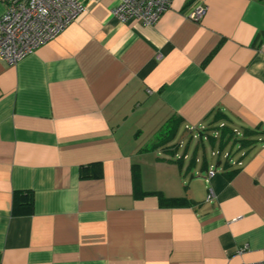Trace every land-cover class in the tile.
I'll return each mask as SVG.
<instances>
[{
    "label": "crops",
    "instance_id": "obj_1",
    "mask_svg": "<svg viewBox=\"0 0 264 264\" xmlns=\"http://www.w3.org/2000/svg\"><path fill=\"white\" fill-rule=\"evenodd\" d=\"M116 2L0 60V264L264 260V0Z\"/></svg>",
    "mask_w": 264,
    "mask_h": 264
},
{
    "label": "built area",
    "instance_id": "obj_2",
    "mask_svg": "<svg viewBox=\"0 0 264 264\" xmlns=\"http://www.w3.org/2000/svg\"><path fill=\"white\" fill-rule=\"evenodd\" d=\"M172 0H117L111 14L121 22L153 25ZM88 0H9L0 16V60L16 64L79 16ZM206 6L198 5L188 18L199 21ZM210 170L208 176L213 175ZM247 264H264V260Z\"/></svg>",
    "mask_w": 264,
    "mask_h": 264
},
{
    "label": "trees",
    "instance_id": "obj_3",
    "mask_svg": "<svg viewBox=\"0 0 264 264\" xmlns=\"http://www.w3.org/2000/svg\"><path fill=\"white\" fill-rule=\"evenodd\" d=\"M242 145H245V142H242ZM21 193L15 192L13 197V211L16 210H22L23 212H26L29 210V207L32 203V198L28 194V197L26 196H20ZM160 202L163 206H170V205H176L181 204L184 202V198H165L161 195H159ZM21 206V207H20ZM19 207V209H17ZM16 209V210H15Z\"/></svg>",
    "mask_w": 264,
    "mask_h": 264
},
{
    "label": "rangeland",
    "instance_id": "obj_4",
    "mask_svg": "<svg viewBox=\"0 0 264 264\" xmlns=\"http://www.w3.org/2000/svg\"><path fill=\"white\" fill-rule=\"evenodd\" d=\"M239 137V136H238ZM206 144V142H204ZM192 149L196 148L198 155H202V151H205L206 156L210 157V150L207 148V145H205L206 147L204 149H202L201 145L199 144V142H197L196 140H193L191 143ZM230 148H228V152L232 153L231 151H229ZM234 153L232 154V156L234 157Z\"/></svg>",
    "mask_w": 264,
    "mask_h": 264
},
{
    "label": "water",
    "instance_id": "obj_5",
    "mask_svg": "<svg viewBox=\"0 0 264 264\" xmlns=\"http://www.w3.org/2000/svg\"><path fill=\"white\" fill-rule=\"evenodd\" d=\"M219 164H220V163H219V162H217V164L215 165V168H216L217 166H219Z\"/></svg>",
    "mask_w": 264,
    "mask_h": 264
}]
</instances>
